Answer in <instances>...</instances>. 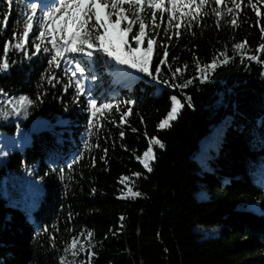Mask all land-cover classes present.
Listing matches in <instances>:
<instances>
[{"label": "trees", "instance_id": "16d2710c", "mask_svg": "<svg viewBox=\"0 0 264 264\" xmlns=\"http://www.w3.org/2000/svg\"><path fill=\"white\" fill-rule=\"evenodd\" d=\"M32 2L38 5L39 15L45 0ZM7 10L0 2V19ZM27 11L26 0H14L7 28L0 32V56L13 31H22ZM256 21L252 9L245 7L238 29L224 24L218 31L210 13L199 28L193 27L195 35L186 34L179 42L174 38L169 46L172 71L188 65L183 77L173 81L172 71L161 65L160 79L183 83L197 74L194 57L207 64L225 47L233 56L232 45L245 39L254 52L261 43ZM157 39L168 43L166 37ZM33 41L30 35V55ZM157 52L155 64L163 49ZM69 55L90 70L85 85L98 105L118 104L121 112L130 106L133 113L122 128L105 121L103 129L89 138L87 100L80 97L74 102V87L64 91L65 65L56 71L61 83L53 88L41 79L49 54L41 52L31 60L22 52L10 54L15 63L7 73H0V107L3 101L20 96L35 104L28 109L27 119L0 118L1 131L14 135L20 127L29 136L0 166V187L2 183L9 187L16 181L14 173L22 176L24 169L29 177L39 179L40 196L27 210L9 204L0 194V264H60L65 243L82 230L94 233L91 264H264V65L242 63L235 56L217 67L210 80L201 84L197 79L180 89L135 72L139 76L130 84H120L102 54L91 60ZM172 57L177 58L174 63ZM173 95L184 108L170 128L158 130ZM185 97L191 98L192 107ZM109 119L118 123L119 114L113 111ZM30 124L36 128L33 134ZM152 137L165 147L154 148L157 159L153 171L147 172L136 157L143 155ZM85 139L99 147L84 151ZM81 151L84 159L69 171L67 164ZM123 176L130 177L128 186L141 196L120 198L128 190L120 183ZM198 229H211L214 234L202 235ZM49 235L56 238L55 247ZM76 259L87 264L86 253ZM68 260L71 264L70 256Z\"/></svg>", "mask_w": 264, "mask_h": 264}, {"label": "snow or ice", "instance_id": "6c2138e0", "mask_svg": "<svg viewBox=\"0 0 264 264\" xmlns=\"http://www.w3.org/2000/svg\"><path fill=\"white\" fill-rule=\"evenodd\" d=\"M0 2L6 4L8 9L0 19V32H3L7 28L14 0H0ZM26 4L28 11L24 14L22 31H13L11 39L4 43L3 55L0 56V73H7L15 63L14 60L9 59L13 52H22L27 60L43 52L49 54L50 58L47 59L48 68L41 75V79L46 80L48 85L55 88L61 83L56 71L61 69L63 63L65 65L63 72L68 77L64 91L74 87V102H78L80 97H85L87 100L89 112L87 135L89 138L103 129L105 121L113 127L122 128L127 124V118L132 115L133 109L129 106L121 112L118 104L98 105L95 98L91 96L90 87L85 85L87 78L85 74L90 70L82 62H74L69 54H80L91 60L96 53H100L107 57L108 61H114L115 65L148 76L157 84L163 83L168 87L180 89L187 88L197 79L201 84L205 83L211 79L217 67L229 64L235 56H239L242 63L247 60L264 65V60L261 59L264 55V25L261 23L264 20V14L261 12L264 0H45L39 5V15L36 3L26 0ZM245 7H250L255 13L257 17L255 26L261 33V43L254 52L250 51L248 41L245 39L232 45L233 56L228 55L227 47H225L207 64L202 65L198 58L194 57L197 74L190 79H184L183 83H169V80L160 79L161 65L167 66L169 71H172V64L169 63V46L172 45L174 38L179 42L186 34L195 35L193 27L199 28L203 18L210 13L215 17V27L218 31L224 24L230 25L234 30L238 29ZM228 17L230 19H226ZM130 34L131 39H129ZM30 35H34L31 45L34 50L31 55L27 49ZM157 37H166L168 43H162ZM145 44L146 46H143ZM158 48L163 49V54L160 56L159 63L155 64L153 58L159 55ZM176 59L172 57L173 63ZM187 68V64L182 68L177 67L175 71H172L171 79L175 81L182 78ZM125 74L128 75V73ZM91 79L94 80L96 77L92 75ZM37 100L43 102L39 95ZM170 100L171 109L157 125L158 130L170 128L184 108V103L177 96H171ZM185 101L188 107H192L190 97H185ZM2 103L4 105L0 107V118L2 119H7L10 115L27 119L28 109L35 104L28 96H20L15 100L9 99ZM126 103L131 105L132 101ZM113 111L119 114L118 123L115 119H109ZM131 131L136 132L137 129L132 128ZM145 136L147 137V133ZM124 137L125 132L121 130V140ZM93 146L99 147L98 144L90 145L88 139L83 141L84 151H90ZM155 147L163 149L165 145L158 138L152 137L148 139L147 150L142 156L136 157L147 172L153 171L152 165L157 159ZM84 151L76 154L67 164L69 171H72L73 166L84 159ZM125 151H127L126 148ZM104 153L106 156L107 149H104ZM0 154L8 155L3 149H0ZM91 159V166L95 167L96 159L95 157ZM100 159L104 160V157ZM133 175L138 178L140 173ZM120 183L128 188L120 198L135 199L142 195L128 186L131 183L130 177H121ZM48 231L49 229L45 227L44 232ZM67 231L71 232L72 229L69 228ZM93 237L92 231L85 233L83 230L78 235L72 236L65 243L64 255L60 258V264H70L69 256L71 264H81L76 259L81 253H86L87 264H91L92 257L95 255ZM49 239L55 247L56 238L49 235Z\"/></svg>", "mask_w": 264, "mask_h": 264}, {"label": "rangeland", "instance_id": "374dc122", "mask_svg": "<svg viewBox=\"0 0 264 264\" xmlns=\"http://www.w3.org/2000/svg\"><path fill=\"white\" fill-rule=\"evenodd\" d=\"M112 66L109 67L114 80L119 81L120 84H130L132 77L137 78L139 75H135L131 69L123 68L115 65L114 61H110ZM125 73H128L126 75ZM29 136L27 132L22 128L16 129L14 135L7 134L0 130V149L5 152L12 153L16 150H20L21 147L28 141ZM7 159V155L0 154V166L4 164ZM20 173H14L16 181L12 182L9 187H5L2 183L0 187V194H3L9 204L19 206L22 209L30 210L33 208L37 199L40 196L39 179L35 177H29L24 169ZM255 208V207H254ZM202 235L210 232L213 235L214 232L211 229H198Z\"/></svg>", "mask_w": 264, "mask_h": 264}, {"label": "water", "instance_id": "95a60500", "mask_svg": "<svg viewBox=\"0 0 264 264\" xmlns=\"http://www.w3.org/2000/svg\"><path fill=\"white\" fill-rule=\"evenodd\" d=\"M35 131H36L35 125L34 124H30L29 133L33 134Z\"/></svg>", "mask_w": 264, "mask_h": 264}]
</instances>
